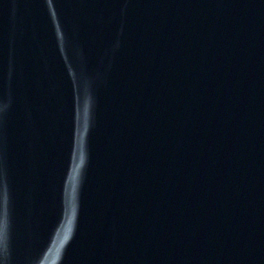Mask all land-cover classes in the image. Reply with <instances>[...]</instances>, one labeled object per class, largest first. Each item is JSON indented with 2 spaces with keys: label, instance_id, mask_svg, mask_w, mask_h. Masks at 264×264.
<instances>
[{
  "label": "water",
  "instance_id": "obj_1",
  "mask_svg": "<svg viewBox=\"0 0 264 264\" xmlns=\"http://www.w3.org/2000/svg\"><path fill=\"white\" fill-rule=\"evenodd\" d=\"M0 264H264V0H0Z\"/></svg>",
  "mask_w": 264,
  "mask_h": 264
}]
</instances>
